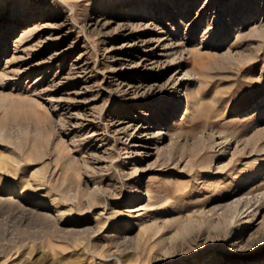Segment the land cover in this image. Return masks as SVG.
Listing matches in <instances>:
<instances>
[{
	"label": "rangeland",
	"instance_id": "obj_1",
	"mask_svg": "<svg viewBox=\"0 0 264 264\" xmlns=\"http://www.w3.org/2000/svg\"><path fill=\"white\" fill-rule=\"evenodd\" d=\"M2 70L0 264H264V0H0Z\"/></svg>",
	"mask_w": 264,
	"mask_h": 264
},
{
	"label": "bare ground",
	"instance_id": "obj_2",
	"mask_svg": "<svg viewBox=\"0 0 264 264\" xmlns=\"http://www.w3.org/2000/svg\"><path fill=\"white\" fill-rule=\"evenodd\" d=\"M23 40V38L21 39V41ZM21 68V67H20ZM27 68V67H26ZM27 71H28V69H26ZM16 74H19V70H18V72L17 71H14V72H11V71H9V70H2V72L0 73V78L1 79H3V77L5 78H7V77H12L13 75H16ZM0 79V80H1ZM34 92H38L39 91V89H38V87H34ZM40 93V92H39ZM42 93V92H41ZM58 104H56V105H54V106H56L55 108L56 109H58L59 107L57 106ZM62 113V112H61ZM53 117H52V121H53ZM55 121V120H54ZM62 121H64V120H62ZM65 123H67L66 121H65ZM164 124V123H163ZM14 197L12 196V195H8L7 197H6V199L8 200V202L10 201H15L14 199H13Z\"/></svg>",
	"mask_w": 264,
	"mask_h": 264
}]
</instances>
